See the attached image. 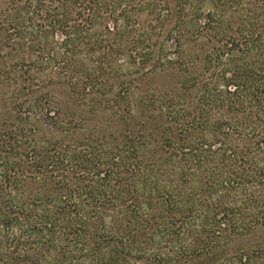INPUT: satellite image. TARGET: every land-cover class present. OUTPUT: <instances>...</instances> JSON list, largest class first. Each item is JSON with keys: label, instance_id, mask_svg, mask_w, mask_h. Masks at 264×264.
Masks as SVG:
<instances>
[{"label": "trees", "instance_id": "16d2710c", "mask_svg": "<svg viewBox=\"0 0 264 264\" xmlns=\"http://www.w3.org/2000/svg\"><path fill=\"white\" fill-rule=\"evenodd\" d=\"M0 17L2 46L27 54L29 94L57 84L77 96H105L127 69H188L186 48L197 59L195 52L211 45L196 81L183 82L184 92L196 90L194 103L176 108L177 100L160 94L177 130L172 137L166 126L163 143L191 166L203 194L192 192L184 202L166 188L160 194L140 151L141 133L128 132L114 147L56 139L40 148L27 140L26 200L12 195V168L0 170V264H100L98 249L108 241L137 257L188 226L186 251L213 252L245 231L240 207L227 196L264 180V0H9ZM3 58L2 76L16 65ZM129 95L118 90L113 105ZM58 115L47 92L27 100V120L61 132L75 128H63ZM0 134L9 138L12 131ZM167 257L161 264L172 262ZM241 263L244 253L216 264Z\"/></svg>", "mask_w": 264, "mask_h": 264}, {"label": "rangeland", "instance_id": "374dc122", "mask_svg": "<svg viewBox=\"0 0 264 264\" xmlns=\"http://www.w3.org/2000/svg\"><path fill=\"white\" fill-rule=\"evenodd\" d=\"M8 1L0 0V10L7 5ZM210 49L211 45H206L202 52H195L196 59L192 54L193 49L186 48L184 53L186 58L182 60L183 62L189 61L190 64L185 63L188 68L184 67L185 71L179 69L178 66L176 68H151L150 63L149 71L141 70L138 73L127 74L128 69L125 70L123 75H120L118 83L112 86L107 84L104 88L105 96L84 97L71 93L68 86L57 84L37 89L31 94L27 93V67L24 66L27 62V54L25 50L11 51L0 43V55L4 57L3 59L8 63L16 64L8 69L5 75H0V133L12 131L9 138L0 134V170L12 168L8 176L13 178V181H10L12 184L10 190L14 191L13 197L17 201L27 199L26 168L29 167H27L26 151L30 144H27V140L32 139L28 142H31L33 147L39 146L40 148L45 145V142H52L56 139L70 142L72 140L90 141L89 143L98 139L103 145L114 147L124 141L128 132L136 135L142 134L144 144L140 151L147 159L146 161L153 165L151 175L155 184L160 188V194H164L162 190L166 188L173 195L174 200L181 202H184L187 195L192 192L200 191L203 194L198 175H190L187 169L191 166L182 161L183 157L174 154L171 147L163 143L164 137L169 135L165 130L166 126H172V137L177 130L175 125L169 124L166 114L163 113L165 105L162 102L164 99L166 101V97L162 96L161 100L160 97L165 95L161 92L170 94L175 99L174 101H178L176 108L178 106L180 108L183 104L194 103L196 90L192 88L184 92L183 82L202 71L204 52ZM173 54H175L174 46H171L167 56L173 59ZM191 61L194 62L193 66ZM153 62L155 59L152 60V64ZM129 79H132L130 84L127 81ZM191 81L196 80L191 79ZM200 81V78L197 79V82ZM110 88L111 91H109ZM126 89L130 91L129 97L113 105V94L118 90ZM46 92L57 101L59 108L57 121L60 120L61 126L65 128L69 123H73L75 128H71L68 132L63 131V133L56 128L45 126L40 120H27V100ZM179 94L181 99H185L184 101L179 102L180 99H177ZM169 102L164 103L170 104ZM47 108L43 107L41 113H48ZM53 112L51 109L50 115ZM39 117H42L40 113ZM55 117L54 114L49 122L54 123ZM30 127L32 131H28ZM183 171L185 175H182ZM261 183H264V180L258 184L249 182L244 187L228 194V200L240 207L242 224H246V229L239 233H232L231 238L222 240L224 245L214 249L213 252L186 251L185 248H189L186 246H190L191 243L187 239L190 234L185 237L186 230L190 228L188 226L185 227L183 235L177 237L172 234L171 239L162 238L160 245L153 246V250L149 252L141 253L143 252L141 251L137 257L134 254L131 256L121 252L119 243L116 241H108L98 249L99 262L100 264H161L162 261L169 259L167 257L169 255L172 259L169 264H216L223 258L244 253L245 264H264V184ZM6 192L8 191L5 190ZM2 193L4 191L0 189V194ZM199 227L200 221L197 228ZM167 240H170V243H164ZM169 246L173 249L177 246L176 253Z\"/></svg>", "mask_w": 264, "mask_h": 264}]
</instances>
